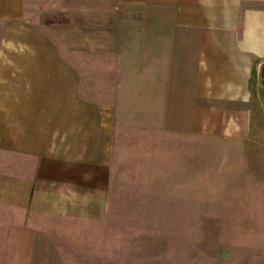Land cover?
I'll use <instances>...</instances> for the list:
<instances>
[{
  "label": "crops",
  "instance_id": "1",
  "mask_svg": "<svg viewBox=\"0 0 264 264\" xmlns=\"http://www.w3.org/2000/svg\"><path fill=\"white\" fill-rule=\"evenodd\" d=\"M114 2L121 17H157L147 45L145 25L120 23L132 36L118 45V70L147 46L150 96L189 113L196 147L180 158L228 171L264 200V0ZM27 13L26 0H0V223L18 256L44 220L104 206L114 149L112 106L82 96L76 67Z\"/></svg>",
  "mask_w": 264,
  "mask_h": 264
},
{
  "label": "rangeland",
  "instance_id": "2",
  "mask_svg": "<svg viewBox=\"0 0 264 264\" xmlns=\"http://www.w3.org/2000/svg\"><path fill=\"white\" fill-rule=\"evenodd\" d=\"M26 2L28 20L76 67L82 96L112 106L113 161L104 206L44 220L30 255H15L0 223V264H264L260 192L238 190L228 171H196V160L180 158L196 147L189 113L150 96L155 65L147 46L140 62L118 70V45L132 36L120 23L145 25L147 45L157 17H121L114 0ZM137 75L143 90L133 94Z\"/></svg>",
  "mask_w": 264,
  "mask_h": 264
},
{
  "label": "trees",
  "instance_id": "3",
  "mask_svg": "<svg viewBox=\"0 0 264 264\" xmlns=\"http://www.w3.org/2000/svg\"><path fill=\"white\" fill-rule=\"evenodd\" d=\"M262 82H263V85H264V76H263V78H262Z\"/></svg>",
  "mask_w": 264,
  "mask_h": 264
}]
</instances>
